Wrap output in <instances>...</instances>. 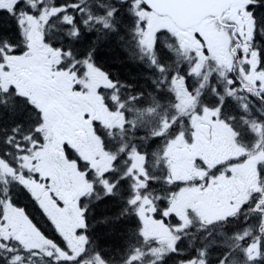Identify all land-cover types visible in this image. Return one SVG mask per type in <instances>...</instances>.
<instances>
[{
  "label": "snow or ice",
  "instance_id": "obj_1",
  "mask_svg": "<svg viewBox=\"0 0 264 264\" xmlns=\"http://www.w3.org/2000/svg\"><path fill=\"white\" fill-rule=\"evenodd\" d=\"M0 114V264H264V0H0Z\"/></svg>",
  "mask_w": 264,
  "mask_h": 264
},
{
  "label": "trees",
  "instance_id": "obj_2",
  "mask_svg": "<svg viewBox=\"0 0 264 264\" xmlns=\"http://www.w3.org/2000/svg\"><path fill=\"white\" fill-rule=\"evenodd\" d=\"M95 61L98 66L107 71L111 78L121 82L131 84L139 89L142 85L150 87V80L147 79V69L144 65L139 63H131L126 59V54L112 41L102 45L95 55ZM12 126V121L8 117L0 114V137H2L7 129ZM0 146H4L0 143ZM17 202L21 205L30 204V202L23 196L16 197ZM111 210L105 208L101 204H97L93 209V216L110 214ZM93 217V218H95ZM93 237L96 243L104 249V255L110 256L114 261H119L120 256L124 249L122 238L116 232L111 234L101 226L93 229Z\"/></svg>",
  "mask_w": 264,
  "mask_h": 264
},
{
  "label": "flooded vegetation",
  "instance_id": "obj_3",
  "mask_svg": "<svg viewBox=\"0 0 264 264\" xmlns=\"http://www.w3.org/2000/svg\"><path fill=\"white\" fill-rule=\"evenodd\" d=\"M146 74H147V75H150V74H151V71H150V70H147ZM150 87H152L151 82H150ZM138 134H139V133H138Z\"/></svg>",
  "mask_w": 264,
  "mask_h": 264
},
{
  "label": "bare ground",
  "instance_id": "obj_4",
  "mask_svg": "<svg viewBox=\"0 0 264 264\" xmlns=\"http://www.w3.org/2000/svg\"><path fill=\"white\" fill-rule=\"evenodd\" d=\"M5 147L4 146H0V150L4 149Z\"/></svg>",
  "mask_w": 264,
  "mask_h": 264
},
{
  "label": "rangeland",
  "instance_id": "obj_5",
  "mask_svg": "<svg viewBox=\"0 0 264 264\" xmlns=\"http://www.w3.org/2000/svg\"><path fill=\"white\" fill-rule=\"evenodd\" d=\"M94 214V213H93ZM93 217H95V216H93Z\"/></svg>",
  "mask_w": 264,
  "mask_h": 264
}]
</instances>
